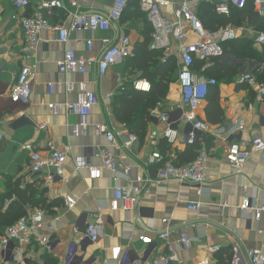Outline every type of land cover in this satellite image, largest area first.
<instances>
[{
    "label": "crops",
    "instance_id": "0c3cea01",
    "mask_svg": "<svg viewBox=\"0 0 264 264\" xmlns=\"http://www.w3.org/2000/svg\"><path fill=\"white\" fill-rule=\"evenodd\" d=\"M68 1L64 0L66 4ZM77 1L81 9L88 13H106L113 2ZM133 2H127L120 22L106 32L72 31L66 43L60 42L55 32H41L37 48L27 58L23 52L24 34L14 17L12 0H0V131L4 134V139L0 141V210L3 212L13 201L11 198L15 195L8 198V194L16 181H19V185H29L33 196L32 201L26 203L24 212L42 209L45 220L42 229L33 234L31 243L22 249L21 259L19 255L13 259L10 250L0 254V264H64L67 244L73 238L72 228L76 226L83 229L86 223L93 222V213L98 207L104 208L105 217L100 238L96 243H85L78 251V261L73 264H106V261L118 257L124 249H128L131 256L136 258L147 249L139 242L138 235L158 234L164 227L161 223L163 218L167 219L170 225L171 241H176L181 233L190 239L187 248H182L174 242L181 264H198L205 256L209 258V264H227V256L234 240H239L244 247L260 248L264 251V213L260 220L256 221L252 214L239 208L243 196L252 197V207H259L263 202L264 156L253 153L239 172L226 160L230 142L247 144L255 135L264 136V95L261 96L257 92L264 82L257 81L255 85L250 86L246 82H240L236 75L226 80L219 79L218 86L209 92L208 97L211 99L215 95L220 109L208 105L205 100L197 110V118L210 126L208 131L199 132L196 140L198 153L205 156L207 175L201 191L180 187L175 181L167 182L162 188L149 186L151 193L144 195L142 192L137 196L127 213L122 209L109 208L114 186L111 172L102 169L101 176L97 179H91L85 169L80 170L77 175L72 174L77 157H86L91 165L101 166L98 151L108 146V143L104 136L95 135L94 125L105 123L124 133L129 132L124 125L116 121L112 103L115 95L120 93L117 77L138 76L125 71L123 63L111 67L104 76L97 73L95 64L89 65L84 74L68 75L71 81L87 82L89 89L99 97V104L84 118H79L65 109L54 114L49 109V104L72 102L76 95L58 91L49 94L48 84L64 78L57 72L56 63L62 59L66 48L88 55L85 42L92 39L93 50L90 54L98 55L103 48L101 38L107 37L116 42L120 36L127 35L131 41V51L137 42L142 41L146 34H150L147 16L138 12ZM174 7L175 4L162 9V14L170 16ZM67 18L68 11L65 10L53 13L49 20L54 24L66 25ZM173 47L176 49L174 44ZM26 64L35 66L37 80L32 86L28 103L14 102L10 100L9 92L15 84L21 66ZM174 85L164 103L151 111L142 140L138 138L129 148H125L122 141H118L117 147H111L121 166L129 167L128 175L118 181L122 186H132L137 176L147 179L156 175L159 165L149 164L148 156L153 148L162 149V139L154 146L148 142L147 134L153 130L160 132L164 129V124L159 122L152 112L158 113L167 106L166 104L177 100L178 90L177 85ZM109 93H114L113 97L105 100L103 97ZM23 116L35 126L17 124ZM81 122L87 124L86 135H83ZM188 129V126H179L178 141L167 151L174 159L187 147L184 134ZM50 142L61 149L69 147L63 176L49 179L46 170L31 174L29 154L21 150V145L30 143L41 154H45ZM66 196L75 200L72 209L66 208ZM196 203L200 205L199 210L187 208L188 204ZM136 217L143 227L136 222ZM204 218L216 225L197 222ZM126 235L130 238L127 239ZM43 236L50 239V248L38 242ZM212 243L221 245L222 251L208 255L207 246ZM164 250V242L156 239L155 245L147 251L155 255Z\"/></svg>",
    "mask_w": 264,
    "mask_h": 264
},
{
    "label": "built area",
    "instance_id": "2783aa9c",
    "mask_svg": "<svg viewBox=\"0 0 264 264\" xmlns=\"http://www.w3.org/2000/svg\"><path fill=\"white\" fill-rule=\"evenodd\" d=\"M35 1V2H34ZM141 12L145 13L150 21L151 43L150 47L162 49L165 56L174 44L178 58L179 69L176 76L178 98L172 104H166L162 111L152 112L159 122L164 124V129L160 132L153 130L147 134L148 142L154 146L159 139H165L172 147L179 137V126H188L189 129L184 134L187 145L196 143L199 132H206L210 126L205 121L197 118V110L207 98L208 90L217 85V80L207 77L201 71L194 69L196 60L208 62L212 58H218L221 63L237 68V76L240 82L248 85H255L256 74L264 68L263 62L252 59H237L225 53L223 44L233 41L242 36L253 39V47L259 51L264 50V32L256 31L249 26L233 27L231 25L220 27L216 30L205 29L197 15L198 7L201 3H214L215 11L219 14L228 15L230 6L238 9L245 7L248 0H136ZM34 2V4H33ZM128 0H113L111 8L106 13H88L81 9L77 0H69L68 4L64 0H12L14 17L21 26L25 43L23 52L29 58L40 42V34L43 31L55 32L57 39L66 43L72 31L84 32H106L120 22ZM256 13L264 16V0H252ZM175 4L170 16L162 14V9ZM68 11L67 24H54L49 20L53 13L58 11ZM102 50L98 55H91L93 50V40L87 39L85 49L88 55H82L73 49L66 48L61 60L57 61V72L64 76L57 82L48 84L49 94L54 92L74 93L76 99L63 104H49V109L58 114L62 109L79 117L84 118L91 113L94 106L99 104V97L90 90L85 81H71L70 74H84L89 65L95 64L97 73L104 76L106 72L117 64H122L130 56L131 41L127 35H122L116 42L109 38L100 39ZM37 80V70L34 65L26 64L18 71L15 84L9 92L10 100L14 102L28 103L32 95V86ZM119 92L125 90L127 85L132 88L148 92L151 89L150 83L144 78H129V76H118ZM258 94L264 95V85L258 87ZM114 93H109L103 98L110 100ZM83 135L87 134V124L81 122ZM94 133L104 136L108 146L99 149L98 155L101 166H93L86 157H77L74 160L72 174H79L85 169L91 179L100 178L102 169L112 173L114 182L113 195L109 201L111 210H125L129 212L142 192L144 195L151 193V188H162L169 181H175L180 187L193 188L197 191L203 189L206 182V166L204 154H198L195 159L186 164L176 165L173 163V156L167 157L157 148H153L148 156L149 164H158L156 175L153 178L143 179L137 176L134 184L130 187L122 186L118 183L120 178H124L129 173V167L121 166L111 147H117L118 141H122L125 148H129L137 142L138 137L131 133H124L122 130L111 127L105 123H98L93 126ZM4 139V134L0 131V141ZM45 154H41L32 144L21 145V150L28 152L30 158L29 172L39 174L46 170V176L51 179L62 177L67 162V152L69 147L58 148L51 142ZM253 153L264 156V136L255 135L247 144L232 141L229 143L226 160L236 171L248 162ZM142 185V186H140ZM20 188L25 184L21 183ZM12 196L11 200H14ZM249 195L243 196L240 202V210L252 214L256 221H259L264 213V198L259 207L251 206ZM154 200V199H153ZM67 209H72L75 200L71 196L65 197ZM190 210H199L200 205L188 204ZM103 207L93 213V222L86 223L83 229L76 226L72 228L73 238L67 244L64 264H73L78 261V251L85 243H96L100 238L105 217ZM162 230L156 234L141 233L138 235L139 242L145 246L143 254L133 258L128 249L121 251L118 257L110 260L112 264H181V259L175 249V243L182 248H187L190 239L181 233L176 241L170 240V225L168 220L161 219ZM45 224L44 210L36 209L25 212L17 221L8 226L0 235V254L11 250L12 258L22 257V249L31 243L33 234L40 231ZM235 232V231H234ZM264 234V232H263ZM127 239L130 236L126 235ZM156 239L162 240L165 245L164 252L151 255L148 253L156 243ZM40 245L51 247V241L43 236L38 241ZM175 242V243H174ZM24 250V249H23ZM207 254L213 255L221 251V245L210 244L207 246ZM21 252V253H20ZM106 261V264L111 262ZM108 262V263H107ZM207 256L200 259L198 264H209ZM227 264H264V251L260 248L244 247L239 240H234L231 247V256Z\"/></svg>",
    "mask_w": 264,
    "mask_h": 264
},
{
    "label": "trees",
    "instance_id": "16d2710c",
    "mask_svg": "<svg viewBox=\"0 0 264 264\" xmlns=\"http://www.w3.org/2000/svg\"><path fill=\"white\" fill-rule=\"evenodd\" d=\"M130 1H134L136 10L144 14L140 11L136 0H129L128 2ZM197 15L205 29L208 30H216L220 27L231 25L233 27L249 26L256 31L264 32V16L254 11L252 0H248L242 9L230 6L228 15L217 13L214 3H201L198 7ZM146 22L151 34V24L148 19ZM150 34H146L142 41L137 42L132 47L130 56L123 62V65H125V71L128 73L146 79L150 83L151 89L148 92H142L127 85L124 91L115 95L112 103V111L116 121L124 125L129 132L135 134L140 140L143 139L146 133L151 111L166 100L171 75L175 67L173 62H170L169 57L165 56L162 49H151L149 47L152 39ZM223 47L225 53L237 59L247 58L264 63V50L259 51L254 48L253 39L249 37L242 36L233 41L226 42L223 44ZM194 69L201 71L207 77H213L217 80V85L208 90L206 100L208 101V105L211 104L217 110L220 109L218 99L214 95V92V96L211 99L208 97L209 92L216 89L219 79L226 80V78H231L234 75L237 76V68L221 63L218 58H212L208 62L196 60L194 62ZM256 80L258 82H264V68L256 74ZM211 121L217 120L211 119ZM161 142L162 149L160 152L169 157L167 151L170 146L165 139H162ZM198 154L196 143L187 145L186 149L179 152L176 159L173 158L172 161L176 165L186 164L195 159ZM13 194L16 196V199L11 201L3 212L0 210V235L8 226L17 221L21 215L25 214L24 208L26 203L31 202L33 198L29 185L21 189L19 188V181H16L13 185L11 192L8 194V198ZM230 256L231 249L227 256L228 259Z\"/></svg>",
    "mask_w": 264,
    "mask_h": 264
},
{
    "label": "rangeland",
    "instance_id": "374dc122",
    "mask_svg": "<svg viewBox=\"0 0 264 264\" xmlns=\"http://www.w3.org/2000/svg\"><path fill=\"white\" fill-rule=\"evenodd\" d=\"M166 54L169 57L170 62H173V65H175L174 72L171 75L172 77H171V82H170L169 91H168V94H169L171 89L174 88L175 86L174 84H176V76H177V72L179 69V64H178L176 49L173 47V45L170 47V50Z\"/></svg>",
    "mask_w": 264,
    "mask_h": 264
},
{
    "label": "water",
    "instance_id": "95a60500",
    "mask_svg": "<svg viewBox=\"0 0 264 264\" xmlns=\"http://www.w3.org/2000/svg\"><path fill=\"white\" fill-rule=\"evenodd\" d=\"M149 21V20H148ZM150 22V21H149ZM151 49H155V47H150ZM20 123H24L25 125H30V126H35L34 124H33V122L31 121V120H29L28 118H26L25 116H23L20 120H19V123H17V124H20ZM135 220H136V222L138 223L139 222V219H138V217H136L135 218ZM198 223L199 222H204V223H208V224H213V225H216V224H214L213 222H211L210 220H207V219H201V220H198L197 221ZM139 224H140V222H139ZM141 225V224H140ZM141 227H143L142 225H141Z\"/></svg>",
    "mask_w": 264,
    "mask_h": 264
}]
</instances>
